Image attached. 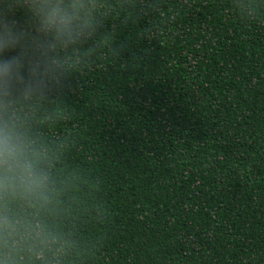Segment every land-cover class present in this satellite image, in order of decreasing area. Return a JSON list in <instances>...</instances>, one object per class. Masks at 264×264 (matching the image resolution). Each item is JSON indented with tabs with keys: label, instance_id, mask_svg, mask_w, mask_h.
Instances as JSON below:
<instances>
[{
	"label": "trees",
	"instance_id": "16d2710c",
	"mask_svg": "<svg viewBox=\"0 0 264 264\" xmlns=\"http://www.w3.org/2000/svg\"><path fill=\"white\" fill-rule=\"evenodd\" d=\"M99 8L37 109L53 264H264V0Z\"/></svg>",
	"mask_w": 264,
	"mask_h": 264
},
{
	"label": "clouds",
	"instance_id": "9594fccd",
	"mask_svg": "<svg viewBox=\"0 0 264 264\" xmlns=\"http://www.w3.org/2000/svg\"><path fill=\"white\" fill-rule=\"evenodd\" d=\"M99 27V0H0V264H53L60 251L49 223L56 158L37 109L80 67Z\"/></svg>",
	"mask_w": 264,
	"mask_h": 264
}]
</instances>
